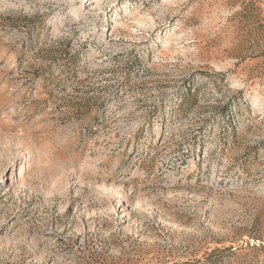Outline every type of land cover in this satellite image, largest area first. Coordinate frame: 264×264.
<instances>
[{"label": "rangeland", "instance_id": "1", "mask_svg": "<svg viewBox=\"0 0 264 264\" xmlns=\"http://www.w3.org/2000/svg\"><path fill=\"white\" fill-rule=\"evenodd\" d=\"M0 264H264V0H0Z\"/></svg>", "mask_w": 264, "mask_h": 264}]
</instances>
